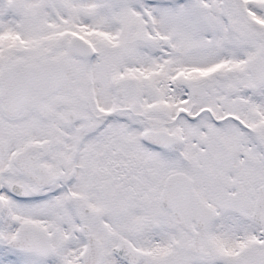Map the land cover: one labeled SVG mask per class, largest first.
<instances>
[{
  "label": "snow or ice",
  "instance_id": "6c2138e0",
  "mask_svg": "<svg viewBox=\"0 0 264 264\" xmlns=\"http://www.w3.org/2000/svg\"><path fill=\"white\" fill-rule=\"evenodd\" d=\"M0 264H264V0H0Z\"/></svg>",
  "mask_w": 264,
  "mask_h": 264
}]
</instances>
